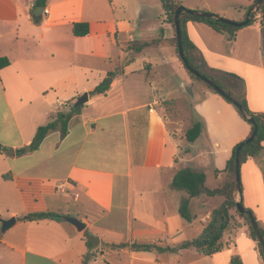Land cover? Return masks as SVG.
<instances>
[{"label":"crops","instance_id":"crops-1","mask_svg":"<svg viewBox=\"0 0 264 264\" xmlns=\"http://www.w3.org/2000/svg\"><path fill=\"white\" fill-rule=\"evenodd\" d=\"M34 1L0 0V56L10 60L0 70V216L16 218L7 233L0 231V264H82L83 260L85 264H230L234 254L243 264H264L247 223L234 212L237 224L223 234V247L212 255H200L193 247L158 252L110 246L137 242L177 247L196 238L222 196L202 192L190 198L188 221L179 213L188 195L171 187L173 176L180 168L191 167L205 173V189L219 187L227 177L224 169L232 149L248 136L250 125L222 95L203 88L195 91L193 105L202 130L189 142L185 133L169 129L162 114V103L171 98L152 92L144 100L127 95L128 84L141 77H134L133 60L124 62L121 55L146 51L155 58L144 66L148 77L157 75L163 82L176 75L190 82L173 44L175 27L161 2L156 12L148 0H118L121 14L117 16L113 0H46V12L43 9L36 24L31 19ZM133 1L136 8H130ZM177 1L188 9L234 21H241L254 2ZM254 17L251 25L236 31L233 40L191 20L185 22V30L204 69L240 77L249 109L264 113L260 34L264 18L259 11ZM76 22H87L89 33L75 36ZM215 36L222 38V44H210ZM241 38L249 43V52L241 49ZM207 53L240 69L214 64ZM112 57L118 59L119 69L92 77L96 64L111 65ZM107 77L102 93H90ZM117 87L120 93L114 95ZM85 92L88 99L72 114L65 136L58 127L37 150L17 155L4 149L29 145L37 128L51 121L52 113ZM177 127L180 130L181 125ZM203 139L207 142L203 148L180 153L181 142L192 148ZM239 176L241 193L235 198H241L264 228V142L258 156L240 164ZM117 177L125 187L118 196ZM41 211L76 217L85 228L78 231L63 218H19Z\"/></svg>","mask_w":264,"mask_h":264},{"label":"trees","instance_id":"trees-1","mask_svg":"<svg viewBox=\"0 0 264 264\" xmlns=\"http://www.w3.org/2000/svg\"><path fill=\"white\" fill-rule=\"evenodd\" d=\"M160 2H161L163 10L165 11V14L167 15V19L175 27L174 12L176 8L179 5H181V3L178 2L177 0H160ZM45 3H46V0H35L34 6L44 7ZM259 13L261 17L264 18V0L260 5ZM31 19L34 23L39 24L41 21V16L34 15L33 13H31ZM179 19H180V24H181L180 27H181V32H182V45H183L184 56L186 60L188 61L189 65L192 68L199 71L201 74L213 80L219 87L224 89L229 94V96L231 97V100L226 99V98L225 100L231 103L235 107L239 115L250 125V132L245 139H243L242 141H240L233 147L231 156L227 160L226 167L224 169V171L227 173V177L219 187H216L214 189H207V188L205 189V185H204L205 173L201 170H196L191 167L180 168L174 174L172 182H171V187L176 190L184 191L188 195L187 198L183 199L179 205L180 215L188 221L191 220L192 218L188 210L190 198L197 197L202 192H205L209 196L218 195V196H222L223 198L220 205L212 209L211 216H210L208 223L203 227L201 233L196 238L192 240L184 241L177 247L162 246L158 244H145V243H137V242L112 243L110 246L112 248L130 247L132 250H136V251L156 250L158 252L176 251L177 249H180V248L182 249V248L193 247L196 249V251L200 255H212L220 251L221 248L223 247V244L221 242V238L223 234L229 231L233 227L234 224L235 225L237 224V223H234L235 216L232 213V210H235L236 213H238V215L241 216L247 223L249 234L252 237V239L256 241V246H257L259 256L261 260L264 262V247L261 245V243L258 242L256 233L253 230V227L250 223L248 215L244 213H240L236 209V198L234 196L236 151L240 147L239 155H238L240 164L244 162L245 160H247L249 157H256L262 152L263 142H264V113H255L249 109L247 100L245 97L244 84L240 77H238L237 75L233 73H227V72L223 73L220 71H216L214 69H205L207 71L205 72L202 69V66H204V63L201 61V59H199L201 64H198L195 62L191 54L195 50L196 47L189 40L186 30H185V22L188 20H191L195 22L204 23L207 26L211 27L213 30L224 34L228 40H233L235 37L236 31L244 26L251 25L255 21V17L252 16L249 22L243 26H232V25H228L222 22H218L215 19L199 17V16L188 14V13H181ZM244 19H245V16L242 18V20ZM72 32L75 36H84L89 33V24L87 22L73 23ZM173 44L175 46L177 45L176 35L173 38ZM176 53L178 56L177 46H176ZM181 62L184 68L186 69L182 60ZM9 64H10V60L8 57L0 56V70L7 67ZM187 72L189 73L190 76L200 80L191 72L189 71ZM213 73H216V74L220 73L222 75L235 78L238 81L240 92H233L230 88L224 85L220 79L213 76ZM103 85H104V82L96 86L94 90L91 91L90 93H102L104 90V88L102 87ZM206 86L209 89L216 92L208 84H206ZM233 101L238 102L243 107V109L245 110V114H242L240 112L239 108L234 105ZM74 103H71V109H69L68 111L57 110L54 113H52L51 121H49L48 123L44 125H40L37 128L35 135L32 141L30 142V144L16 149L15 150L16 154L21 155V154H25L28 151L37 150L40 144L42 143V141L45 139V137L50 132L56 130L58 127L60 128L61 136H65V134H67L68 132V123H69V120L72 114L77 113L78 110L82 106V105H79L78 107H74ZM249 119H251V121ZM255 126L257 129H256V134L254 136L253 141L248 142V143L245 142V140L253 132ZM201 130H202V122L199 119V117H196L195 115L192 127L189 128L185 133L187 141L189 142L194 141L200 135ZM4 149H7V147H4ZM3 177H6V175L5 176L3 175ZM247 209L250 210L249 208ZM62 217L63 215L55 213V212L41 211V212H31L19 218L23 220H29V221H39V220H45V219L61 220ZM259 230L264 238V228L259 227ZM87 245H89L88 239H87ZM82 264H85V260H83ZM230 264H243V263L240 257L237 254H234L230 258Z\"/></svg>","mask_w":264,"mask_h":264},{"label":"rangeland","instance_id":"rangeland-1","mask_svg":"<svg viewBox=\"0 0 264 264\" xmlns=\"http://www.w3.org/2000/svg\"><path fill=\"white\" fill-rule=\"evenodd\" d=\"M113 1L117 5V11H118V0H113ZM148 1L150 2V5L153 8H155L156 12L160 11L158 8L160 5V0H152L156 2L155 5H153V2L151 0H148ZM182 1L185 3L189 2V0H182ZM224 1H228V0H224ZM136 2L137 1L131 2L130 8H133V7L136 8V5H135ZM130 8L128 6V9L126 11L129 12ZM119 14L121 13L118 11L117 16H120ZM224 18L230 19L229 17H224ZM230 20H233V19H230ZM215 37L216 38L210 39V44L213 46H218L219 44H222V40H221L222 38H220V36H215ZM158 38H160V34L156 36V39ZM241 49L245 50L246 52H249V43L246 40H243V38H241ZM191 55L193 56L196 63L201 64L196 53H192ZM121 57L124 62H129L130 60H133L132 61L133 65L131 69L135 71L134 77L135 78L141 77L139 80H136L132 83L130 82L128 84L127 95L134 97L137 100L138 99L144 100L145 98H147V92L148 94L152 92V94H156L159 97L166 96L168 98H171L162 103L164 106L162 114L166 118L167 125L171 131H174V132L180 131V135L182 133H186V131L192 127L193 121H194L195 112H194L193 105L195 102V91H199L200 89H203V88H208L205 82L198 80L192 76H190L191 78L188 84L181 81L176 75L175 76L171 75L169 79H164L163 82H161L159 76L157 75H154V77H148L144 66L147 67L145 64L149 62L153 63L155 58H153L154 57L153 54H149L146 51L140 54H137V55L128 54L127 57L125 55H121ZM206 57H208L209 60H211L214 64L225 66V67H232L238 70L240 69V66L238 64L231 62L227 60L226 58L213 56V54H209V53L206 54ZM248 57L249 58L252 57L255 59L253 53H249ZM110 62H111V65L108 62H103V61L96 64V66L94 67V72L93 74H91L92 77L94 78L97 77L98 73L102 74L106 69H109V68H116L117 70L119 69V61L116 57H112ZM202 69L205 72H207L204 69V66H202ZM213 76L220 79L223 82V84L226 85L228 88H230L233 92H240L238 81L235 78L225 76L220 73L219 74L213 73ZM108 80H109V77H107L106 80L104 81L105 85L108 83ZM152 82H155V85H153ZM185 85H187L188 87L192 89L193 95H190L185 90V87H184ZM115 89L116 90L114 92V95H117L118 93H120L121 87H117ZM83 94L84 93H82L80 96H82ZM69 109H71V104H69L66 107H61L59 110L68 111ZM177 124L181 125V127L179 128L180 130H178ZM206 144H207L206 140L203 139L200 145L198 143L192 148L191 147L186 148V142H181L180 146L182 149L180 153L181 154L184 153L186 149L193 152L196 149L203 148V146H205ZM4 153L5 155H7L6 152ZM124 189L125 187L123 186L121 177H117L116 183H115V192L117 196L120 195V193ZM235 195L236 194L234 193V196ZM232 212L236 213L235 210H232ZM236 221L237 220L235 218L234 223H236ZM0 231H1V223H0ZM8 231L9 230H7L6 233ZM0 252H3L2 246H0ZM91 256L92 255L90 253L87 254L88 259L91 258Z\"/></svg>","mask_w":264,"mask_h":264},{"label":"water","instance_id":"water-1","mask_svg":"<svg viewBox=\"0 0 264 264\" xmlns=\"http://www.w3.org/2000/svg\"><path fill=\"white\" fill-rule=\"evenodd\" d=\"M263 2V0H255L253 2V4L250 6V8L247 10L246 15H245V19L242 21H234V20H230L224 17H221L217 14L208 12V11H198V10H192V9H188L186 7H184L183 5H179L175 12H174V25H175V34H176V40H177V49H178V56L179 58L183 61L186 70L191 72L192 74H194L197 78H199L201 81L205 82L206 84H208L210 87H212L216 92H218L220 95H222L224 98L231 100V97L229 96V94L222 89L221 87H219L213 80H211L210 78H208L207 76L201 74L199 71H197L196 69L192 68L188 61L186 60L185 56H184V51H183V45H182V32H181V24H180V15L181 13H188L191 15H195V16H199V17H206V18H211V19H215L218 22H222L228 25H232V26H243L246 25L249 20L251 19L252 16H254L260 8L261 3ZM44 7H35L33 9V13L35 15H40L41 12L43 11ZM260 34H261V49L264 53V25L260 28ZM185 90L190 94L193 95V91L190 87H188L187 85L184 86ZM88 99V94L87 92H85L82 96H80L77 101L74 103V107H78L79 105H82L84 102H86ZM234 105L237 106L240 110V112L242 114H245V110L243 109V107L238 103L233 101ZM251 121V119H249ZM256 126L254 127L253 132L250 134V136L245 140V142H251L254 139V136L256 134ZM2 150V145L0 143V151ZM239 150L240 147L237 149L236 151V158H235V190L234 193L235 194H240L241 193V183H240V176H239ZM7 152L9 153H14L15 151L13 149H6ZM236 209L240 212V213H244L246 215H248L250 223L253 227V230L256 233L258 242L261 243V245L264 247V238L259 230V225L254 217V215L251 213L250 210H248L247 208H245L242 204V200L241 198L236 199ZM65 221L71 223L72 225L75 226V228L78 231H82L85 228V224L82 223L81 220H79L76 217L73 216H63L62 217ZM16 218L14 216L9 217L7 219H4L0 216V223H1V231H5L7 230L9 227H11L13 225V223H15Z\"/></svg>","mask_w":264,"mask_h":264},{"label":"built area","instance_id":"built-area-1","mask_svg":"<svg viewBox=\"0 0 264 264\" xmlns=\"http://www.w3.org/2000/svg\"><path fill=\"white\" fill-rule=\"evenodd\" d=\"M44 11L46 12V9H44Z\"/></svg>","mask_w":264,"mask_h":264}]
</instances>
